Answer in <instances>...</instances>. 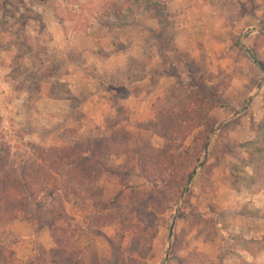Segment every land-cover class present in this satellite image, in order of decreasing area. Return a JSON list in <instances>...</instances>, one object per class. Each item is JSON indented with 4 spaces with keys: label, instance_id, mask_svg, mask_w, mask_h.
Masks as SVG:
<instances>
[{
    "label": "rangeland",
    "instance_id": "374dc122",
    "mask_svg": "<svg viewBox=\"0 0 264 264\" xmlns=\"http://www.w3.org/2000/svg\"><path fill=\"white\" fill-rule=\"evenodd\" d=\"M124 1L0 0V155L20 162L31 143L59 146L79 133H109V125L132 147L162 148L164 138L148 129L160 111L180 122L187 111L188 125L206 116L188 148L208 123L236 117L213 134L174 210L157 213L159 229L144 233L135 214L125 233L130 264H245L239 250L264 252V73L241 45L264 61V0H154L117 19L111 3ZM123 182L102 186L110 195ZM126 182L151 189L137 174ZM69 209L80 220L91 213ZM241 215L262 219L256 239L244 237ZM110 223L105 234L79 238L99 264H112L107 237L121 236V224Z\"/></svg>",
    "mask_w": 264,
    "mask_h": 264
},
{
    "label": "trees",
    "instance_id": "16d2710c",
    "mask_svg": "<svg viewBox=\"0 0 264 264\" xmlns=\"http://www.w3.org/2000/svg\"><path fill=\"white\" fill-rule=\"evenodd\" d=\"M154 2L125 0L121 4L111 3V8L117 19H126L147 9L149 3L158 6ZM241 48L264 73V61L251 48L243 45ZM217 103L219 107L227 106L224 101L217 100ZM182 113L181 122L185 125L178 120L180 116L160 111L152 121L154 125L149 126L148 129L164 138L162 148L154 147L149 141L132 147L121 139L116 125H109V133L106 130L98 135L79 133L72 139L70 133L71 140L59 146L31 143L20 162L10 155H0V228L4 229L0 236V264H18L13 245L19 238L7 229L17 220L27 221L38 231L48 229L54 241L51 249L37 244L34 256L25 264H99L94 252L82 245L79 238L84 231L105 234L104 224H112L114 220L122 229L118 241L107 237L112 245V264L134 261L133 241L126 239L125 232L130 230L135 214L137 220L145 224L141 228L144 233L149 229L156 232L159 229V224L155 223L157 213L176 206L181 195L191 189L196 168L205 163L213 134L229 128L236 120L232 117L221 121V125L208 123L200 129L199 144L185 148L189 135L202 126L206 116L200 118L199 114H193L195 119H200L195 125H188L190 114ZM115 155H125L127 159L120 165H113L110 158ZM134 174L145 179L151 189H139L135 183L126 182ZM105 178L124 182L118 192L108 195L102 186ZM69 204L91 213L80 220L71 213ZM112 205L116 210L110 209L113 212L104 215L103 210ZM97 209L101 211L95 212ZM109 215L114 216L113 221L108 220Z\"/></svg>",
    "mask_w": 264,
    "mask_h": 264
},
{
    "label": "crops",
    "instance_id": "0c3cea01",
    "mask_svg": "<svg viewBox=\"0 0 264 264\" xmlns=\"http://www.w3.org/2000/svg\"><path fill=\"white\" fill-rule=\"evenodd\" d=\"M243 222L246 223L247 227L243 231L244 237L251 240L253 237L257 238V226L260 225L262 219L255 217H245L241 215ZM249 226H256L254 229ZM10 232L14 233L16 237L19 238V242L13 245L17 253L18 264H25V262L34 256L35 246L37 244L42 245L46 249H51L54 247V241L51 233L48 229L35 230L33 229L27 221L17 220L10 227H8ZM4 229L0 228V236ZM264 234V233H263ZM240 255L237 257L242 260L245 264H264V252L260 254H253L247 249L239 250Z\"/></svg>",
    "mask_w": 264,
    "mask_h": 264
}]
</instances>
